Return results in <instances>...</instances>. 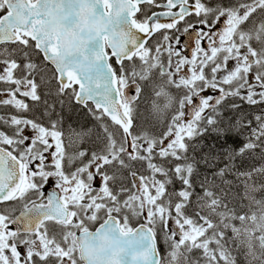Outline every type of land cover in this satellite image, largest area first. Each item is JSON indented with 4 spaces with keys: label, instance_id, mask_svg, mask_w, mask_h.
<instances>
[{
    "label": "snow or ice",
    "instance_id": "1",
    "mask_svg": "<svg viewBox=\"0 0 264 264\" xmlns=\"http://www.w3.org/2000/svg\"><path fill=\"white\" fill-rule=\"evenodd\" d=\"M0 264H264V0H0Z\"/></svg>",
    "mask_w": 264,
    "mask_h": 264
}]
</instances>
